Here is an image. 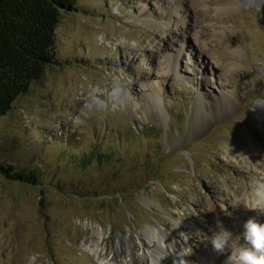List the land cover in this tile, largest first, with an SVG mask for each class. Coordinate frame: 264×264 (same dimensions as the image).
<instances>
[{
  "label": "rangeland",
  "instance_id": "rangeland-1",
  "mask_svg": "<svg viewBox=\"0 0 264 264\" xmlns=\"http://www.w3.org/2000/svg\"><path fill=\"white\" fill-rule=\"evenodd\" d=\"M75 3L60 64L0 116V163L37 177L0 174V264H208L216 219L260 221L264 0ZM97 144L120 164L83 176L77 151Z\"/></svg>",
  "mask_w": 264,
  "mask_h": 264
},
{
  "label": "trees",
  "instance_id": "trees-1",
  "mask_svg": "<svg viewBox=\"0 0 264 264\" xmlns=\"http://www.w3.org/2000/svg\"><path fill=\"white\" fill-rule=\"evenodd\" d=\"M75 5V0H0V116L11 110L13 102L28 92L31 83L38 81L45 70L60 64L55 50V28L61 15L73 12ZM139 127L141 137L150 131ZM136 130L124 128L116 140L127 143ZM77 153L75 165L83 176L91 171L101 173L106 166L110 168L121 161L120 157L112 161V154L99 150L98 144L87 153ZM0 174L14 181L30 184L37 181L35 173L23 174L2 163ZM115 193L118 190L111 188L93 196Z\"/></svg>",
  "mask_w": 264,
  "mask_h": 264
},
{
  "label": "clouds",
  "instance_id": "clouds-1",
  "mask_svg": "<svg viewBox=\"0 0 264 264\" xmlns=\"http://www.w3.org/2000/svg\"><path fill=\"white\" fill-rule=\"evenodd\" d=\"M201 239L209 241L215 252L223 254L222 264H264V221L249 218L242 234L234 235L216 219L215 231L211 236L202 234ZM36 261L37 255H29L25 264H36Z\"/></svg>",
  "mask_w": 264,
  "mask_h": 264
},
{
  "label": "bare ground",
  "instance_id": "bare-ground-1",
  "mask_svg": "<svg viewBox=\"0 0 264 264\" xmlns=\"http://www.w3.org/2000/svg\"><path fill=\"white\" fill-rule=\"evenodd\" d=\"M154 89H156L157 91V87H154ZM156 95H153L151 102L154 103L153 100H155ZM223 100V104H226L227 108L230 110L233 108V106L235 105V102L230 101V99H226V98H222ZM264 105V104H263ZM263 113H264V109H263ZM254 203H255V209L260 221L264 220V196L262 195V190L259 189L257 194H254V199H253ZM154 231L152 229H147L146 230V237L148 238V240L152 239V237L154 236ZM162 247H163V242L160 241L158 242V248L154 251L153 253V257L154 259H156L155 261L158 262L157 257L158 255H160L162 253ZM220 258H224L223 254L217 253L215 251L212 252L211 256L206 260L207 263L209 264H216L219 263ZM204 260V259H203ZM206 263V262H205Z\"/></svg>",
  "mask_w": 264,
  "mask_h": 264
}]
</instances>
